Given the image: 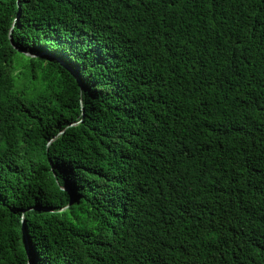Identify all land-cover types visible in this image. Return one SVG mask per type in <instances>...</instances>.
I'll return each instance as SVG.
<instances>
[{"label":"trees","instance_id":"16d2710c","mask_svg":"<svg viewBox=\"0 0 264 264\" xmlns=\"http://www.w3.org/2000/svg\"><path fill=\"white\" fill-rule=\"evenodd\" d=\"M0 264H264V0H0Z\"/></svg>","mask_w":264,"mask_h":264},{"label":"water","instance_id":"95a60500","mask_svg":"<svg viewBox=\"0 0 264 264\" xmlns=\"http://www.w3.org/2000/svg\"><path fill=\"white\" fill-rule=\"evenodd\" d=\"M27 56H29V57H34V56H30V55H27ZM72 74L74 75V73L72 72ZM77 79V78H76ZM78 81V80H77Z\"/></svg>","mask_w":264,"mask_h":264}]
</instances>
